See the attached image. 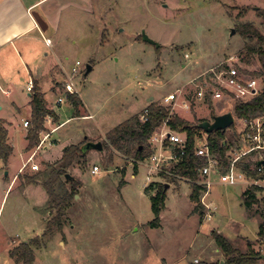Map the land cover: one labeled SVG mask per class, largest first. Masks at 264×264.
Here are the masks:
<instances>
[{"label":"rangeland","instance_id":"rangeland-1","mask_svg":"<svg viewBox=\"0 0 264 264\" xmlns=\"http://www.w3.org/2000/svg\"><path fill=\"white\" fill-rule=\"evenodd\" d=\"M101 3L93 6V14L69 19V30L59 34L55 60L60 64L54 72L62 81L67 75L72 76L73 67H77L71 82L80 99L78 110L80 116H92L71 117L73 108L67 102V93L60 88L48 89L49 105L60 104V119L69 118L53 133L55 139H69L72 144L84 137L103 142L108 130L129 115L140 113L148 104L147 98L153 96L152 100L164 105V97L171 92L178 97V102L170 107L171 112L192 123L198 119L211 120V113L231 110L233 100L225 96L223 100H212L213 106L198 102L194 96L198 84L212 70L229 62L238 69H259L254 55L249 64L244 63L246 40L235 27L250 21L264 32V19L257 14V9H264V0H101ZM231 28L235 30L233 35ZM142 31L160 46L143 41ZM87 63L94 66L84 77ZM27 79L23 75L19 86H24ZM59 95L66 98L58 102ZM189 96L190 108L180 106L182 98ZM3 97L0 93V98ZM0 105L3 106L0 116H7L4 112L10 113L11 105L6 100ZM217 106L220 109L223 106L221 113L214 112ZM203 114L209 118H201ZM26 115V108L13 113L10 130L13 154L7 165L0 160V264H18L9 251L35 237L39 247H33V264H220V261L232 264L214 240L212 230L239 252L248 251L251 243L254 250L264 253V242L258 236L259 224L264 222V190L257 193L258 202L247 210L242 202L247 183L215 184L210 191L218 210L212 219L211 207L207 211L204 206L200 209L189 198L188 179L177 177L176 181H170L159 174L161 169L171 166L169 160H162L169 159L174 147L163 148L159 141L151 142V155L138 163L116 151L112 162H108L110 151L104 148L87 150L85 158H76L66 172L78 184L61 175L57 185L59 192L62 189L74 193L62 231L42 236L51 215L48 196L41 186L23 187L25 175L48 170L43 160H38V170H30L27 163L20 168V174L16 172L25 139L13 130L21 126L20 118ZM232 127L227 130L229 138ZM157 144L161 160L155 169L157 160L153 155L157 154ZM45 152L40 149L41 155ZM93 165L99 166V172H91ZM11 178L15 181L6 191ZM43 178L41 174L39 181ZM155 182L167 183L168 187L160 225L151 228L148 224L154 217L151 196L156 191L145 188ZM205 219L208 226L202 230L200 224ZM257 264L264 262L258 259Z\"/></svg>","mask_w":264,"mask_h":264},{"label":"trees","instance_id":"trees-1","mask_svg":"<svg viewBox=\"0 0 264 264\" xmlns=\"http://www.w3.org/2000/svg\"><path fill=\"white\" fill-rule=\"evenodd\" d=\"M257 14L264 19V9H257ZM235 30L240 34L245 42V57L243 59L245 64H249L251 56H255L259 62V69L256 71H247L241 69L247 75L252 77H259L262 81L261 88L255 95L249 99L237 98L234 95L231 96L233 105L231 111L236 118H250L264 114V32L261 31L253 22H242L236 25ZM141 38V36H140ZM29 105L31 108L30 119L28 120L26 140V150H32L38 146L40 137L39 133L44 130V120L47 116L52 120H57V114L45 104L43 94L38 87L33 86V90L30 92ZM69 102L77 109L80 105V99L74 93L68 94ZM207 102L211 106L212 99L207 97ZM148 114L147 120L141 122L139 119V113L129 116L112 129L106 132V140L102 142L103 148L110 151L108 162H112L113 151L133 159L138 163L143 161L151 155L150 138L155 130L166 122L169 128L178 133H182L186 137L184 153L180 155L181 149L174 147V153L176 156H180L178 162H171V166L168 168L171 174L160 172L159 174L166 180L176 181L174 175L181 176L189 180L190 194L189 198L197 204L200 209L203 207L200 201V194L203 190V186L195 183L198 178L197 169L202 165L203 161L200 157L195 155L194 144L195 138L205 137L208 141L210 150L212 152H218L221 158H225L227 145H225L226 130H215L212 132H205L203 129L197 127L195 124L204 119H198L196 123L189 122L188 120L179 117L176 113L171 112L170 107H167L156 101H151L147 105ZM214 113H212V116ZM91 141V139L84 138L78 144H71L67 146L62 153V156L55 163H47L46 173L37 172L32 175H25V183H39L45 189L48 200L47 207L50 210V218L46 221L45 230L42 236L52 235L55 231H62L66 212L70 206V202L74 197V193L64 191H58L57 185L59 183L61 175L66 173L68 168L76 158H85L86 151L83 148L85 142ZM165 147L168 145V141L165 140ZM12 153V146L8 142V131L5 127V121L0 119V159L6 163L9 156ZM251 160L241 163V166L248 174L256 177V173L251 170ZM134 163V171L137 170V164ZM41 174L45 178L39 181ZM174 174V175H172ZM74 184H78V180L72 181ZM122 182V181H121ZM155 190V194L151 196V208L154 213L152 220L148 222L151 228H157L160 225V212L164 208L166 188L165 183L155 182L148 185L145 191ZM263 188L259 186H252L242 194V202L246 209H249L253 203H257L256 193L262 191ZM264 200V197H263ZM211 234L216 241L219 248L232 264H257L258 255L261 253L259 250H254L251 243L248 244V251L239 252L236 248H233L228 240L212 230ZM258 236L264 242V222L259 224ZM33 247H39V240L37 237L30 239L29 241H22L15 245L10 251L9 255L14 259L16 263L20 264H33L34 262V250Z\"/></svg>","mask_w":264,"mask_h":264},{"label":"crops","instance_id":"crops-1","mask_svg":"<svg viewBox=\"0 0 264 264\" xmlns=\"http://www.w3.org/2000/svg\"><path fill=\"white\" fill-rule=\"evenodd\" d=\"M99 3H101V0H0V93L4 94V97L0 98V102L2 100L5 102L6 100V103L11 105L8 109L10 113L7 111L4 112L7 116H0V119L5 121V127L8 131V142L12 146L11 155L14 150L13 135H10L13 123L12 115L14 112L20 113L21 109L24 108H26L27 111V115L20 118L21 124H19V126H21L16 128L14 127L15 129L13 130L14 133L18 135L22 134V137L25 139V144L20 157L21 164L16 170L18 174H20V171L22 170L20 168L27 165V163L29 169L33 171L35 170L32 168L33 165H36L39 169L38 160H43L42 164L44 165L47 163H55L62 156L63 150L72 144L69 139L58 140L53 138V133L57 131L65 120L69 118H66L65 120L60 119V111L58 109L60 104L58 107H55L54 104L49 105V102L47 101V91L48 89L54 90L56 88H60L67 93L68 97L69 92L64 89V86L71 78V76L69 77L67 75L66 80L64 79L60 81V79H58V73L54 72L56 65L59 66L60 64V62L55 60V49L58 44L59 34L61 32H67L70 28L69 19H76V16L83 18V16H86L85 13H87V15L90 13L93 14V6H97V4L99 5ZM101 4L103 5V3ZM91 65L93 69L94 65ZM61 68L62 67L60 66V71L62 72L63 69L61 70ZM23 75L28 76V79L31 78L33 80V84L42 92L46 106L57 114V120L55 121L49 116L45 118L44 130L39 133L40 141L42 138L43 141H39L38 146H36L32 152L29 153H26L27 140L25 136L27 129L24 122L30 119L31 108L29 101L31 94L25 89L28 79L26 80L24 86H19ZM59 98H61V101H59ZM64 98L66 97L59 95L57 101L62 102ZM23 99L25 100L23 101ZM66 99L67 102L71 104L68 98ZM148 99L149 98H147L145 102H148L149 104L151 101H148ZM21 100L22 102H20ZM203 103L207 104V102ZM213 105L214 103H212V106ZM71 107L73 108L71 109V117L85 118L92 116V114H84L80 116L78 108L75 109L72 104ZM2 109L3 106L0 105V110ZM217 109L218 110H214V112L221 113L222 109L218 106ZM201 118L209 117L203 114ZM47 128H49V130ZM82 139L83 138H79L77 142L73 144L80 143ZM52 146L54 147L49 148ZM41 148H44L46 151L43 155L40 153ZM156 148L158 149V153L160 151L158 144ZM5 165H7V162ZM14 181L15 178H11L9 180L6 191ZM239 184H243V182H240ZM40 186L43 188L42 185L29 183L25 184L23 188L28 189L29 187L35 188ZM250 187L251 186L246 184L243 192L250 189ZM262 191L257 193L259 194ZM204 200L211 208L214 209V214H211L213 219L216 211L218 210V206L211 196V191L205 196ZM207 224L206 219L203 220L200 224V228L204 230L207 228Z\"/></svg>","mask_w":264,"mask_h":264},{"label":"built area","instance_id":"built-area-1","mask_svg":"<svg viewBox=\"0 0 264 264\" xmlns=\"http://www.w3.org/2000/svg\"><path fill=\"white\" fill-rule=\"evenodd\" d=\"M76 65H79L78 61H76ZM76 69L77 67H73L74 73ZM74 73L71 77H73ZM246 75L247 74L244 73L241 68L238 69L235 67L233 62H229L226 65L224 64L221 68L212 70V74L198 84L194 95L195 100L207 102L208 96H210L212 100H216L222 99L225 96L231 98L232 95L241 99H249L261 88V79L249 75V77H246ZM33 86V80L29 78L26 82V91L31 92ZM65 89L69 93H75V87L71 82V78L65 83ZM189 98L190 96L188 98L183 97L180 106L190 108V103L188 102ZM59 101H61V98H59ZM164 102V105L167 107L176 104L178 102L176 93H168L164 97ZM147 114L148 107L146 106L139 113V119L141 122L147 120ZM24 125L27 126L28 121H25ZM231 126H233L230 130L232 131V137L229 138V136H226L224 141L225 145L228 147L224 159L220 157L218 152H212L210 150L208 141L205 137L195 138V155L200 157L203 161L202 165L197 169L198 178L195 183L203 186L200 201L206 211L210 206L205 202L204 198L210 193V189L215 183L235 185L240 182H245L249 186L252 185L264 188V114L250 118H236L234 116V122ZM159 127H162L163 129L159 132L155 130L149 140L150 144L151 142L159 141L160 145L164 148V141L167 140L168 145L166 147H170L171 145L179 147L181 149L180 155L183 154L186 142L185 135L171 130L166 122H163ZM42 141L43 138L40 142ZM174 147L171 152L172 154L170 153L171 155L168 156L169 159H164L162 161L169 160V163H171L174 161L178 162L181 159L180 156L175 155ZM160 156V151L153 155V159L157 160L155 169H158L159 160H161ZM248 160H251V166L249 167L256 173V177L248 174L241 166V163H246ZM32 168L38 170L36 165H33ZM99 170L98 165H93L91 172L97 173ZM160 171L171 174L168 168L161 169ZM174 176L176 178L181 177L178 175ZM213 210L214 209L211 208V214ZM207 215L208 218H210V214Z\"/></svg>","mask_w":264,"mask_h":264},{"label":"water","instance_id":"water-1","mask_svg":"<svg viewBox=\"0 0 264 264\" xmlns=\"http://www.w3.org/2000/svg\"><path fill=\"white\" fill-rule=\"evenodd\" d=\"M235 33V30L233 28H231L230 30V35H233ZM141 37L142 40L155 45L156 47H159L160 44L158 42H156L155 40H153L152 38H150L144 31H142L141 33ZM92 70V65L90 63H87L85 65V71H84V77H87V75L90 73V71ZM153 97H149L148 101H152ZM234 122V115L232 113L231 110L226 111L224 113L221 114H214L211 118V120H201L200 122H197L195 125L201 129H203L205 132H212L215 130H226L228 127H230L232 125V123ZM83 148L85 151L93 149V150H97V151H101L103 148L102 142L101 141H87L84 143ZM64 178L68 179V180H74V177L69 174L68 172H66L64 174ZM168 187V184L165 183V188ZM258 259L263 260L264 262V253H260L258 255ZM220 264H224L223 261H220Z\"/></svg>","mask_w":264,"mask_h":264}]
</instances>
